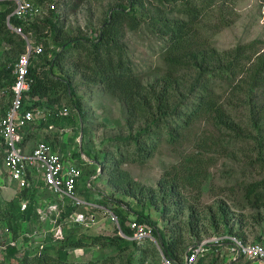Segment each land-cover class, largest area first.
Masks as SVG:
<instances>
[{
    "label": "trees",
    "instance_id": "1",
    "mask_svg": "<svg viewBox=\"0 0 264 264\" xmlns=\"http://www.w3.org/2000/svg\"><path fill=\"white\" fill-rule=\"evenodd\" d=\"M30 1L35 6H44L48 0ZM79 1L82 0H76L74 4ZM123 1L121 0L115 8L108 11L97 38H73L67 42H59L61 51L56 52L54 57L47 55V49L50 48L52 42L54 43L62 37V26H59L58 21L59 16L54 14L56 10L49 8L50 16L27 21L11 16V23L21 26L25 35H32L33 32L43 29L49 33V36L37 35L32 43L33 46H42L43 51L33 53L31 56L28 73L31 89L27 92L24 100L25 109L51 107L52 113L47 116V122L40 124L39 128H44L50 124L62 125L73 119L59 113L60 109L65 107L60 105L61 101L68 97L75 106H78L74 87L64 73L63 66L64 58L73 56L80 67L96 76L103 84L119 90L122 95H125V100L132 112L131 116L140 114L150 120V125L141 128L136 134L119 138V140L125 141V150H117L116 156L107 153L97 156V158H102L101 163L104 170L107 168V183L118 188L119 191L122 190L139 203H143L144 208L142 210L130 206L125 208L126 201L124 203L106 197L100 200V203L110 208L117 215L123 234H118L115 238L81 236L77 240L71 241L66 236L59 240V242H63L62 247L54 249L48 245H43L44 247L39 245L32 250L33 247L26 245L32 240L29 232H26L27 226L29 224L37 225L31 229L32 234L41 233L43 231L41 228L45 231L48 230L47 223L40 219L39 213L42 191H48V188L43 178L35 175L31 179V186L20 189L16 196L8 202L5 201L0 209V222L6 225L10 235V239L6 243L1 241L3 247H0L3 256L0 258V264H13V260H16L17 264H92L86 261H69L67 254L62 251L63 247L100 245L104 247L113 246L122 251L136 248L141 241L151 242L150 238L144 240L133 238L134 230L130 225L132 221L146 224L151 229L152 235L157 240L162 252L176 261L179 257L180 247L184 243L182 232L184 226L177 224L167 229L160 228L157 221L145 209L151 206L161 209L162 214L170 215L172 213L175 218L186 215L187 211L189 215L186 225L191 231L196 229L192 220L194 217L197 219L201 212L189 200L188 195L191 193L186 194L184 192L188 187L202 183L203 178L201 176L206 177L207 175V170H205L207 163L204 160V158H208L207 152L214 149L213 147L223 149V145L228 144V142H223V136L226 137V132L223 129L232 128L229 122L230 114L226 116V120L224 119L223 103L218 100L220 95L216 92V88L223 87L225 80L235 83V80L243 72L245 63L251 60L254 45L239 44L229 53H221L211 44L210 39L205 36L204 30L198 24L208 4H211L213 0H147L149 2L147 5L145 4L146 0ZM13 9V2H0V38L11 44L15 43L14 35L17 34L8 27L7 17ZM143 23H146L150 29V34L164 40L161 50L165 51V71L154 84L148 83L146 85L139 82L134 76L133 68L126 57V46L123 42L127 29L135 30L141 27ZM22 41L16 45L20 49H26L27 40L23 37ZM43 57H46L45 60ZM17 58H10L0 64V90L14 83L15 77L10 64ZM185 71L194 72L195 76L187 78ZM248 80L250 84H247L249 86L247 93L249 94L256 88L264 87V53L257 57ZM236 85L241 86L239 82ZM239 88L242 89V87ZM7 92L4 94H10L11 104L12 95ZM254 114L255 111L253 110L251 125L257 131V136L253 138L251 135H243L238 130L240 128L236 129L235 132L237 138L244 136V139L257 141V161L263 165L261 169L264 171V136L262 133L264 122L262 121L263 117L256 118ZM203 116H207V119L211 120V124L216 128L217 133L210 134L211 136L215 135L210 137V142L204 140L205 144L203 140H200L199 147L194 152L186 153L184 165L173 166L166 171L157 188L139 184L127 170L122 168V164L130 158L132 161H138L143 156L151 155L157 147L158 141L155 140L156 138H152L155 132L153 126L155 129L161 128L162 136L166 135L167 140L177 146L184 138L185 132L197 119ZM36 129L38 128L33 130L29 128L25 139L27 140ZM60 136L61 132H55V138H47L46 141L55 148L59 144L58 138ZM132 143L137 147L135 151L129 150ZM73 154L77 157L75 153ZM78 158L80 160L78 166L82 169V175L77 180L76 187L80 195L89 201L88 192L91 188L87 183L90 176L89 174L88 176L85 175V170L92 163L80 158V153ZM92 166H94L96 174L97 167ZM243 198L242 208L263 206L264 179L245 184ZM23 200L29 201L24 210L21 208ZM75 208L77 207L68 206L61 218L67 217ZM219 210L220 216L212 215L213 227L219 229L222 226L223 230L220 232L237 234L246 241L242 236L243 232L235 231L230 226L227 220V211L223 208ZM132 216L134 218H131ZM61 220L60 222H62ZM195 236L201 237L198 232ZM252 243H260L264 247L262 237H258Z\"/></svg>",
    "mask_w": 264,
    "mask_h": 264
},
{
    "label": "rangeland",
    "instance_id": "2",
    "mask_svg": "<svg viewBox=\"0 0 264 264\" xmlns=\"http://www.w3.org/2000/svg\"><path fill=\"white\" fill-rule=\"evenodd\" d=\"M75 1L51 0L49 2L48 0L31 19L50 16L48 9L51 8L52 4L57 3L53 10H56L54 14L59 16L58 21L59 26H62V37L50 44V48L47 49L48 56L54 57L56 52L61 51V42H67L73 38H97L108 11L115 8L121 0H82L74 4ZM148 3L146 0L145 4ZM198 26L204 30L205 36L221 53H229L239 44H253L254 51L253 54L251 53L253 55L251 60L245 63L244 70L235 80V83L225 80L223 87L216 88V92L220 95L218 100L223 103L224 119L230 114L229 122L232 128L223 129L226 132V137L223 136V142H228L227 145H223V149L213 147L214 149L207 152L208 158H204L205 163H207L205 164L207 175L206 177L201 176L203 178L202 183L194 187L190 186L184 192L186 194L191 193L188 195L189 200L201 212L197 219L194 217L192 220L196 229L191 231L186 225L189 215L187 211L186 215L175 218L172 213L170 215L162 214L161 209L154 206L145 208L157 221L160 228L167 229L177 224L184 226L182 231L184 243L181 245L179 257L176 259L178 263L185 260L190 246L223 234L220 232L223 230L222 226L219 229L213 227L212 215L220 216V208L227 211V220L230 226L235 231L239 230V232L244 233L242 236L247 243L254 242L258 237H262L264 240V205L242 208L245 184L264 179V171L261 169L263 165L257 161L258 143L255 139H244V136L237 138L235 132L236 129L240 128L238 130L243 135H251L253 138L257 136V131L251 125L253 110L255 117H263L262 121L264 122V87L256 88L250 94L247 93L249 89L247 84H250L248 79L251 71H253V66L257 57L264 53V0H213L211 4H208ZM149 30L146 23L135 30L127 29L123 40L126 46V57L133 68L134 76L145 85L154 84L165 71V51L161 50L164 40L156 35L153 36ZM14 33L17 34L14 35L15 43L11 44L0 38V64L10 58L19 57L26 50L25 48L20 49L16 45V43L23 42L24 36ZM39 34L49 36L48 31L43 29L33 32L32 35H26V39L33 43ZM45 58L43 57L44 60ZM75 60L74 56L65 57L63 66L64 73L74 87L78 106H75L69 97L61 101L60 105L66 106L69 110L68 114L64 116H70L73 119L57 126L63 127L65 130L54 131L61 132L62 139L65 141L62 143L61 137L58 138L60 144L58 146H64L63 155L65 158H68L69 153L73 156L75 153L77 158L80 153V158H82L83 153L89 158L90 161L88 162L97 167L95 174L94 166L89 164L86 167L85 175L88 176L89 174L91 181V190L87 191L90 195L89 201L98 206L95 208L91 205L77 207L67 217L60 219L64 223L65 237L70 238V241L77 240L81 236L115 238L121 234L119 225H117L112 214L113 211L102 205L100 200L108 197L110 200L124 203L126 201L125 208L130 206L139 210L144 208V204L107 183V168L104 170L101 163L102 158H97V156L106 153L116 156V152L125 150V141L119 140V138L136 134L141 128L150 125V120L140 114L131 116L132 112L125 100V95L100 82L96 76L80 67ZM184 73H186L187 78L195 76V73L191 71ZM238 82L241 86L236 85ZM10 100V94L2 93L0 106L1 104L9 105ZM207 118V116H203L197 119L185 132L184 138L177 146L170 143L166 135L162 136L161 128L159 130L153 126L155 132L152 138L154 137L158 141L157 147L151 155L143 156L138 161H132L130 158L122 164V168L127 170L139 184L157 188L166 171L173 166L185 164V154L194 152L199 147L200 140L210 142V137L215 136L210 135L217 133V131L211 124V120ZM43 130L44 128H38L34 131L33 137H31V146L39 141L48 140L45 132H38ZM262 133L264 136V124ZM48 138H55V134L49 135ZM204 143L206 144L205 141ZM136 148L133 143L129 146L131 151H135ZM55 199V196L45 190L42 191L40 204L45 200ZM5 201H0V209ZM36 226V224H29L26 231L32 237L31 242L29 241L26 245L33 247L32 250L39 245L42 247L48 245L54 249L62 247L63 242H59L50 230L46 233L41 228V231L44 232L43 237L35 238V233L32 234L31 229ZM197 232L200 234V238L195 236ZM9 239L10 235L6 225L0 222V241L3 240L6 243ZM151 240V242L141 241L136 248L122 251L113 246L104 247L100 245L84 247L69 245L63 247L62 251L67 254L69 261H86L92 264H162V258L165 254L159 245L153 239ZM2 256L3 252L0 247V258ZM196 263L257 264L244 257L229 253L226 245H212L198 256L193 264ZM13 264H17V261L13 260Z\"/></svg>",
    "mask_w": 264,
    "mask_h": 264
},
{
    "label": "built area",
    "instance_id": "3",
    "mask_svg": "<svg viewBox=\"0 0 264 264\" xmlns=\"http://www.w3.org/2000/svg\"><path fill=\"white\" fill-rule=\"evenodd\" d=\"M3 1L14 3V9L7 17L8 27L26 39L23 28L11 23V16L25 21L31 20L36 15V12L41 9V6H35L30 0H0V2ZM55 6V4H52L51 8L54 9ZM26 40L27 47L25 52L10 64L15 77L14 83L0 90V95L7 91L12 95L9 108L0 117V149L3 152L6 174L10 181L17 184L18 188L22 189L31 186L32 177L37 175L43 178L48 191L56 197L55 200H45L41 203L39 213L40 219L49 226L45 232L48 233L50 230L56 239L61 240L65 238V234L64 223L60 222V218L68 206L83 207L91 205L95 208L98 205L80 195L76 183L82 175V169L78 164L66 159L61 150H56L52 144L44 140L39 141L29 153H24L21 148L24 129L30 125L40 124L44 120L47 121V116L52 113V109L49 106L31 109H25L24 107L26 94L31 89V82L28 78L31 56L33 53H41L43 51L42 46H33L28 39ZM68 112L69 110L65 106L60 109L59 113L66 115ZM48 127L54 128L55 126L54 124H50ZM60 130H65V128H61ZM82 155L83 160L90 161L83 153ZM87 185L91 187L90 180ZM28 203V200L21 202L22 210L27 207ZM112 214L117 225H119L117 215L113 212ZM130 225L134 230V239L144 240L150 238L157 243L151 229L146 224L132 221ZM120 232L123 234L121 228ZM37 234L35 233L34 237L41 238L44 232ZM212 245H226L228 246L229 253L244 257L257 264H264V247L260 243H247L232 233H223L204 240L200 244L190 246L186 253V258L182 263H178L164 255L162 264H193L198 256L207 251ZM0 246L3 247L1 241Z\"/></svg>",
    "mask_w": 264,
    "mask_h": 264
},
{
    "label": "crops",
    "instance_id": "4",
    "mask_svg": "<svg viewBox=\"0 0 264 264\" xmlns=\"http://www.w3.org/2000/svg\"><path fill=\"white\" fill-rule=\"evenodd\" d=\"M9 106H10V104L7 105V106H5L4 104H1V106H0V117L2 115H4V113L9 108ZM44 122H47V121L45 120V121H43V123ZM40 124H42V123H40ZM40 124L30 125V126L26 127L27 129L26 128L24 129V131H23V141H22V144H21V148H22L24 153L31 152L33 150V148L36 146V144L38 143L37 142L33 146L30 145L31 137H33L32 135L30 137H28L27 140L25 139V136L28 133L29 128H32V130L34 128H39ZM54 126H55L54 128H49L48 125H46V127H44L45 129L43 131H38V132H41V133L45 132L46 133V138H48L49 135L55 134L54 130L61 129V127H57L56 125H54ZM60 137L62 139V136H60ZM62 143H65V141H63V139H62ZM0 148H1V143H0ZM55 149L56 150H61L62 152H64L62 146H57V147H55ZM3 158H4L3 157V152L0 149V201L2 202V201L6 200V202H8L13 197L16 196V194L20 191V188H18V186H17V184L15 182H12V181L9 180V178H8V176L6 174V171L4 169V160H3ZM66 159H68L70 161H73L76 164H79V162H80L79 158H77L75 155L73 156L70 153L68 154V158H66Z\"/></svg>",
    "mask_w": 264,
    "mask_h": 264
}]
</instances>
